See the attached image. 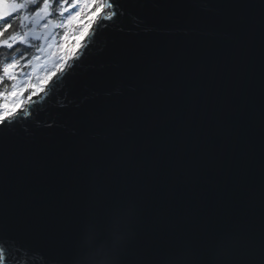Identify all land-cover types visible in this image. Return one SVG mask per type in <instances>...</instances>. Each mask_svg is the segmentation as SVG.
<instances>
[{
    "label": "water",
    "instance_id": "95a60500",
    "mask_svg": "<svg viewBox=\"0 0 264 264\" xmlns=\"http://www.w3.org/2000/svg\"><path fill=\"white\" fill-rule=\"evenodd\" d=\"M121 3L65 89L96 97L0 133V233L47 264H264V0Z\"/></svg>",
    "mask_w": 264,
    "mask_h": 264
},
{
    "label": "snow or ice",
    "instance_id": "6c2138e0",
    "mask_svg": "<svg viewBox=\"0 0 264 264\" xmlns=\"http://www.w3.org/2000/svg\"><path fill=\"white\" fill-rule=\"evenodd\" d=\"M126 15L121 0H0V54L8 58L0 63V133L28 132L29 124L54 129L55 120H39L47 106L79 108L94 99L97 93L77 103L65 89L104 33L125 31L120 21ZM0 258L3 264H47L46 257L6 232L0 233Z\"/></svg>",
    "mask_w": 264,
    "mask_h": 264
},
{
    "label": "flooded vegetation",
    "instance_id": "af4514ba",
    "mask_svg": "<svg viewBox=\"0 0 264 264\" xmlns=\"http://www.w3.org/2000/svg\"><path fill=\"white\" fill-rule=\"evenodd\" d=\"M35 43H37V44H39V43L43 44L44 41L42 40L41 42H35ZM0 51H2V50H0ZM20 51L21 52H24V49L21 48ZM33 51H34V49H33ZM25 54L27 55L28 53H25ZM4 62H8V58L5 55L0 54V63H4Z\"/></svg>",
    "mask_w": 264,
    "mask_h": 264
},
{
    "label": "clouds",
    "instance_id": "9594fccd",
    "mask_svg": "<svg viewBox=\"0 0 264 264\" xmlns=\"http://www.w3.org/2000/svg\"><path fill=\"white\" fill-rule=\"evenodd\" d=\"M44 83H46V80L44 81ZM42 88H43V84L39 88H37V91L42 90ZM28 115H30V113H28ZM0 264H3L2 258H0Z\"/></svg>",
    "mask_w": 264,
    "mask_h": 264
}]
</instances>
